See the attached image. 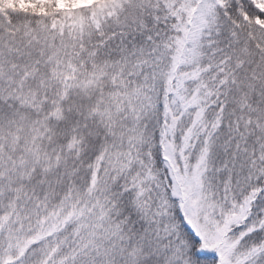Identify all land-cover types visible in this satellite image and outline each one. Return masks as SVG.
<instances>
[{
	"label": "snow or ice",
	"instance_id": "obj_1",
	"mask_svg": "<svg viewBox=\"0 0 264 264\" xmlns=\"http://www.w3.org/2000/svg\"><path fill=\"white\" fill-rule=\"evenodd\" d=\"M0 264H264V0H0Z\"/></svg>",
	"mask_w": 264,
	"mask_h": 264
}]
</instances>
